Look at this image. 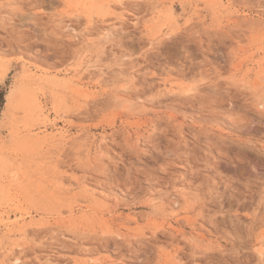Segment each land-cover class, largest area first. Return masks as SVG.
<instances>
[{
	"label": "rangeland",
	"instance_id": "rangeland-1",
	"mask_svg": "<svg viewBox=\"0 0 264 264\" xmlns=\"http://www.w3.org/2000/svg\"><path fill=\"white\" fill-rule=\"evenodd\" d=\"M0 89V264H264V0H0Z\"/></svg>",
	"mask_w": 264,
	"mask_h": 264
},
{
	"label": "bare ground",
	"instance_id": "bare-ground-1",
	"mask_svg": "<svg viewBox=\"0 0 264 264\" xmlns=\"http://www.w3.org/2000/svg\"><path fill=\"white\" fill-rule=\"evenodd\" d=\"M19 83V82H18ZM188 90V89H187ZM190 90V89H189ZM189 90H188V92H189ZM15 93H16V91L14 90V91H12L8 96H7V101H6V106L7 107H10L11 105H12V103H13V101H14V97H15ZM65 223V222H64ZM263 253H264V250H263V248H261L260 249V251H259V254L260 255H263ZM21 261H20V258L19 257H16V258H14V260L12 261V264H19Z\"/></svg>",
	"mask_w": 264,
	"mask_h": 264
},
{
	"label": "trees",
	"instance_id": "trees-1",
	"mask_svg": "<svg viewBox=\"0 0 264 264\" xmlns=\"http://www.w3.org/2000/svg\"><path fill=\"white\" fill-rule=\"evenodd\" d=\"M5 92L0 89V105H3L5 103Z\"/></svg>",
	"mask_w": 264,
	"mask_h": 264
}]
</instances>
